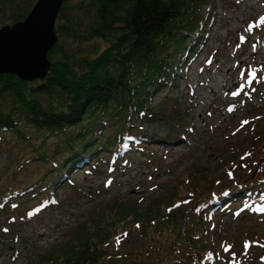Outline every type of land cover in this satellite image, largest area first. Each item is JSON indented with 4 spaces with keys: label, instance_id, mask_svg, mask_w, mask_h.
Masks as SVG:
<instances>
[{
    "label": "trees",
    "instance_id": "16d2710c",
    "mask_svg": "<svg viewBox=\"0 0 264 264\" xmlns=\"http://www.w3.org/2000/svg\"><path fill=\"white\" fill-rule=\"evenodd\" d=\"M35 1L0 0L6 17L1 23L23 20ZM213 1L63 0L55 24L59 40L48 53L50 73L31 81L0 74V131L13 132L30 146L31 155L23 161L38 157L42 163V172L19 189L13 176L23 163L9 166L0 181V215L11 208L9 202L44 198L49 188L65 185L79 167L119 160L141 146L129 133V119L160 118L155 113L162 108L154 112L149 103L159 88L174 84L188 56L194 55L198 30L212 23L211 12L203 13L201 6ZM108 127L116 134L112 140L103 136ZM51 138L55 147L48 156L44 143ZM243 180L206 196L194 222H188L186 208L179 210L181 187L176 183L153 198L147 215H141L134 204L112 203L80 222L69 240L41 255L36 264H129L126 259L135 263L137 257L125 252L121 258L112 247L121 235L133 231L145 241L138 252H158L151 264H214L206 247L207 214L217 207L224 211L238 196L253 197L259 188L249 181L242 184ZM241 187L246 189L233 194ZM151 215L154 218L143 225L152 228L153 237L139 223ZM1 222L0 241L11 232Z\"/></svg>",
    "mask_w": 264,
    "mask_h": 264
},
{
    "label": "rangeland",
    "instance_id": "374dc122",
    "mask_svg": "<svg viewBox=\"0 0 264 264\" xmlns=\"http://www.w3.org/2000/svg\"><path fill=\"white\" fill-rule=\"evenodd\" d=\"M257 5L254 10L247 7V0H214L201 6L203 13L211 12L212 23L198 30L195 53L188 56L174 84L159 88L150 101L154 112L162 108L155 113L160 118L129 119V133L141 146L119 160L79 167L65 185L49 188L44 198L9 202L11 208L0 215L1 224L11 231L0 241V264L38 263L41 255L69 240L80 222L112 203L134 204L147 215L153 198L171 190L174 183L181 187L182 203L175 207L186 208L188 222H194L202 200L223 185L233 186L237 179H244L242 184L249 181L258 192L247 199L238 196L233 205L225 201L224 211L217 207L212 216L207 214L206 247L214 264H264V211L254 204L264 203V6ZM5 18L0 10V26ZM234 28L240 32L235 34ZM222 80L225 85L219 89ZM114 135L110 127L103 134L107 140ZM54 143L52 138L44 143L48 156ZM29 147L13 132L0 131V181L11 165L23 163L13 176L18 189L42 172L38 157L23 161L31 155ZM154 215L140 218V225ZM143 232L154 236L150 227ZM143 242L133 231L121 235L112 247L121 258L125 252L137 257L135 263L126 259L129 264H151L158 252H138Z\"/></svg>",
    "mask_w": 264,
    "mask_h": 264
},
{
    "label": "water",
    "instance_id": "95a60500",
    "mask_svg": "<svg viewBox=\"0 0 264 264\" xmlns=\"http://www.w3.org/2000/svg\"><path fill=\"white\" fill-rule=\"evenodd\" d=\"M63 0H36L23 20L0 26V74L23 81L50 73L48 53L59 40L55 24Z\"/></svg>",
    "mask_w": 264,
    "mask_h": 264
},
{
    "label": "bare ground",
    "instance_id": "6f19581e",
    "mask_svg": "<svg viewBox=\"0 0 264 264\" xmlns=\"http://www.w3.org/2000/svg\"><path fill=\"white\" fill-rule=\"evenodd\" d=\"M257 4H260V5L264 6V0H261L260 2H258V0H255L254 2H252V1H248V0H247V7H248V8H252V9H254V10H255L256 8L258 9L259 6H258ZM260 8H261V7H260ZM261 11H262V10H261ZM253 12H254V11H253ZM251 13H252V12H251ZM263 16H264V14H263ZM232 31H234L235 34H238V33L240 32L239 28H234ZM245 53H246V52H245ZM257 53H258V52H254L253 54L256 55ZM241 61L244 62V64L247 63L244 59H242ZM242 62H241V64H242ZM262 64H263V63H262ZM262 64H259L257 68L261 67ZM246 66H247V65H246ZM255 68H256V67H255ZM252 71H253V70H252ZM263 74H264V73H263ZM224 75H225V74H224ZM224 75H223V76H224ZM229 76H230V74L228 75V77H229ZM216 80H217V79H216ZM222 81H223V83H221V84H220V82H219V84H220V86H218L219 89L222 88L223 85H225V80H222ZM222 81H221V82H222ZM214 82H215V81H214ZM203 87H204V86H203ZM210 90H212V91L214 92V94H216V93H215V90H214L213 88H211ZM200 104H201V103H200ZM203 106H204V105H203Z\"/></svg>",
    "mask_w": 264,
    "mask_h": 264
}]
</instances>
